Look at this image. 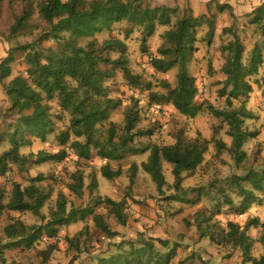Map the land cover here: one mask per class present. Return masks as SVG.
<instances>
[{
  "label": "rangeland",
  "instance_id": "1",
  "mask_svg": "<svg viewBox=\"0 0 264 264\" xmlns=\"http://www.w3.org/2000/svg\"><path fill=\"white\" fill-rule=\"evenodd\" d=\"M33 1L36 3L38 0ZM150 3L153 7L152 0ZM212 3L211 1L206 5L207 14L200 16L210 17L214 30L213 36L208 43L207 31L210 26L206 19H202L196 30L193 53L186 64L188 73L195 78V86L198 90L196 100L202 106V111L195 118L179 115L170 104L164 103L163 100L150 103L148 97L150 92L165 95L167 90L162 86L163 82L171 87L175 85L178 66L166 73H154L149 65L148 56L150 54L160 57L159 50L165 46L164 34L171 29L175 20L180 18L181 11L172 15L169 26H157L154 34L146 39L144 45L141 41V29L132 28L127 23L113 24L110 31H104L93 38L96 49L106 46L113 38L121 40L126 46L129 69L141 79V88L135 89L127 84L118 69L111 65L99 66L110 75L103 83L105 95L120 101V106L110 114L108 121L121 126L126 108H135L139 114L136 127L138 132L151 133V135H137L134 138L135 143L140 144L137 147L138 150L147 143L160 146L172 144L177 131H182L189 139L208 140L210 143L202 167L193 173L184 174L182 190L176 193L171 185V166L163 163V173L167 183L163 193L158 194L150 176L140 167V164L146 161L148 153L127 154L123 159L110 163L111 170H120V175L107 180L100 173L104 161L96 156L94 150L89 160H82L68 148L69 144L61 145L58 142L59 135L68 126L69 116L60 111L55 99L49 102L43 101L50 108L52 132L46 135L44 141L27 134L26 138L31 144L20 147L19 153L28 158L40 151L55 154L64 150L66 157L60 162L49 161L38 164L33 163L34 157H31L28 159L31 161L21 166V170L19 165H8L5 173L0 174L1 202L4 205L7 203L13 183L25 187L32 178L41 175L42 180L38 185L50 191V197L41 210L45 217L48 216L59 193L66 198L67 210L70 207L81 209L84 217L83 220L58 227L56 235L58 239L45 240L42 236L36 244L28 248L24 244L5 240L3 229L9 223L8 217L17 218L18 216L26 225H40L39 219L29 213L17 215L6 210L1 211L0 236L3 242L8 243L4 246L0 245L4 264H99L100 259L118 255L126 257L131 251V246L137 250L141 248V243L152 245L151 249H139L142 261L145 263L149 259V264H164L172 250L174 255H169L165 264H247L243 262L242 253L238 248L227 244L216 245V242L209 237H201L200 234L213 235L215 239L220 240L219 228H224L228 221L243 225L248 219L257 218L264 222V199L261 204L252 205L241 216H234L228 206L223 204L226 197L232 199L234 207L239 203V199L235 197V191L228 186L230 178L244 175L256 156L264 158V30H261L260 26L249 23L254 16L252 13L234 18L228 12V16L223 18L217 15L223 11L227 13L228 10L219 12ZM214 3L216 4L215 1ZM188 7L189 5L185 4L177 8ZM21 8L22 4L19 2L12 6L7 1L0 3V61L8 55L11 57L9 64L11 73L4 80V84L17 78H27L25 60L28 52L35 50L44 59L47 53L56 52L60 48L59 42L51 38H39L48 26L38 17L36 11L28 20L25 30L20 31L21 33L19 32L16 36L9 35L14 17L20 15ZM211 11H214V14ZM262 26H264V20ZM129 30L131 33L126 35ZM234 36L243 46V61L247 60L254 49L259 50L261 54L257 73L246 79L251 86V93L248 95L245 106L251 118L245 120V127L254 134V137L248 138L244 143L243 150L246 158L239 165H236L224 150L215 155L216 149L213 144V140H221L227 146L231 142L225 133L227 126L220 118H216L212 111L226 109V96H220L219 90L226 79L223 72L227 56L225 51L233 42ZM89 40L91 39H81L78 44L84 46ZM28 46L31 48L27 49ZM101 54H106L112 60L118 57L116 52L107 53L105 50ZM147 84L149 89H145ZM229 90L230 87L226 88V95ZM242 99L232 100L233 108H237ZM4 102L2 84H0V134L8 131L9 124H14V117L8 114ZM70 140L74 138L71 137ZM9 148L7 137L3 136L0 140V156ZM134 164L137 166V171L133 182L130 183L129 170ZM76 171L82 173L84 183L83 194L79 198L67 188ZM96 178L98 181L97 183L95 181V187L90 189L88 186ZM126 195L129 197L126 198ZM105 198L114 201L125 198V225L118 224L113 216L106 215L104 203H102ZM91 209L94 214L102 215L109 229L118 232V236L112 239L104 237L94 225L92 216L87 215V210ZM196 220L199 221V229ZM248 235L254 240L250 255L258 258L264 253L258 243L262 231L259 228H250ZM71 238H74L72 243H67L66 240ZM158 239L167 242V246L157 243ZM75 240H77V246ZM50 244H54L55 250L44 263L42 253ZM72 258L75 259L71 262Z\"/></svg>",
  "mask_w": 264,
  "mask_h": 264
},
{
  "label": "trees",
  "instance_id": "2",
  "mask_svg": "<svg viewBox=\"0 0 264 264\" xmlns=\"http://www.w3.org/2000/svg\"><path fill=\"white\" fill-rule=\"evenodd\" d=\"M3 1H7L10 6L17 2L22 4L20 15L14 17V22L9 29L10 36H16L20 31L25 30L28 20L36 11L38 17L48 26L39 38H51L59 42L60 48L56 52L47 53L44 59L35 50L28 52L25 60L27 78H17L8 84H4V80L11 73L9 67L11 57L8 55L0 61V84H2L4 104L7 106L8 114L14 117V124H9L8 131L0 134V140L6 136L10 144V148L0 156V174L3 175L10 164L19 165V170H21V166L31 161L28 160L31 157H34L33 163L35 164L49 161L60 162L65 159L64 150L55 154L40 151L28 158L19 153L20 147L31 144L26 138L27 134L44 141L46 135L52 132L50 108L43 101L49 102L55 99L60 111L69 116L68 126L59 135L58 142L61 145L69 144L68 148L82 160H89L94 150L96 156L104 161L100 169L103 178L111 180L120 175V170H111L112 161H119L127 154L147 152L146 161L142 162L140 167L150 176L157 193L162 194L167 183L163 173V163L171 166L173 191L176 193L181 191L183 175L193 173L204 164L210 141L199 138L189 139L182 131H177L172 144L160 146L147 143L138 150L137 147L140 144L137 145L134 138L137 135L144 136L151 135V133L138 132L136 127L139 114L132 107L126 108L121 126L108 121L110 114L120 106V101L105 95L103 83L110 75L99 66L101 64L111 65L118 69L127 84L135 89L142 86L140 76L133 74L129 69L126 46L121 40L113 38L106 46L96 49L93 38L104 31H110L113 24L127 23L132 28L141 29V41L144 45L146 39L154 34L157 26H169L172 15L181 11L180 18H177L171 29L164 34L165 46L159 50L160 57L150 54L148 56L149 65L154 73H166L178 66L175 85L171 87L163 82L162 86L167 90L166 94L158 95L150 92L148 97L150 103L163 100L164 103L170 104L179 115L185 118H195L202 111V106L196 100L198 90L195 86V78L188 73L186 64L193 53L196 30L202 19H206L209 23L207 37L209 38L208 43L210 42L214 33L210 17L200 15L195 17L189 7L183 9L158 5L152 7L150 0H38L36 3L33 0H0V3ZM216 8L219 12L227 9L231 15L228 5L217 4ZM252 14L254 16L249 23L260 26V29L264 30L262 26L264 0ZM130 33L131 30L127 31L126 35ZM81 39L91 40L84 46H80L78 41ZM29 48L31 47L28 46L27 49ZM104 50L107 53L116 52L118 57L112 60L106 54H101ZM225 52L227 56L223 72L226 79L219 94L226 96V109L213 110L212 113L227 126L225 133L231 142L227 146L221 140H213V144L216 149L215 155L224 150L235 164L239 165L246 158L243 150L244 143L248 138L254 137V134L245 127V120L251 118L245 106L248 95L251 93V86L246 79L257 73L261 63V54L259 50L254 49L247 60L243 61V46L236 36ZM228 87L230 90L226 95L225 90ZM145 89H149V84ZM240 98L243 99L239 106L233 108L232 100ZM71 137L74 140H70ZM129 171V179L132 183L137 166L132 165ZM41 180V175H38L32 178L25 187L13 183L10 197L5 205L1 202L2 193L0 192V212L6 210L17 215L29 213L41 222L40 225H26L18 216L17 218L8 217L9 223L3 229L5 240L24 244L30 248L42 236L45 240H54L58 227L83 220L84 212L81 209L70 207L67 210V201L62 193L57 195L52 209L45 217L41 210L50 197V191L38 185ZM95 181V179L92 180L88 186L90 189L95 187ZM246 184L249 186H244ZM228 186L235 191V197L239 199V203L234 207L232 199L226 197L223 204L228 206L234 216L243 215L255 203L261 204L264 199V158L256 156L249 169L245 170V174L232 176ZM67 188L74 196L78 198L82 196L84 183L81 172L76 171L73 174L72 182ZM102 203H104L107 216H113L118 224L125 225V198L120 201L105 198ZM87 215L92 216L94 225L104 237L112 239L118 236V232L109 229L102 215L94 214L92 209L87 210ZM195 222L199 229V221ZM250 228L261 229L262 235L258 243L264 250V222L257 218H250L243 225L228 221L224 228H219L220 240L215 239L213 235L202 233L200 236L209 237L210 240L216 242V245L227 244L238 248L242 253L244 263L264 264V253L258 258L250 255L254 243L248 235ZM73 239H68L66 242L72 243ZM75 241L77 246V240ZM156 241L164 247L167 246V242L163 240ZM7 244L0 236V245ZM140 246L139 249L144 248L145 250L152 247L148 243H141ZM139 249L134 250V246H131V251L126 257L118 255L100 259L99 264H149V259L145 263L142 261ZM54 250V244L47 246L46 251L42 253L44 263ZM169 255H174V250ZM74 259L72 258L71 262ZM0 264H4L1 252Z\"/></svg>",
  "mask_w": 264,
  "mask_h": 264
},
{
  "label": "crops",
  "instance_id": "3",
  "mask_svg": "<svg viewBox=\"0 0 264 264\" xmlns=\"http://www.w3.org/2000/svg\"><path fill=\"white\" fill-rule=\"evenodd\" d=\"M213 2L212 4L216 5H228L230 7L231 14L234 18L247 16L248 14H251L254 9H256L263 0H152V4L158 5V6H166V7H180L185 4H188L190 9L192 10L193 15L199 16L206 13V5L209 2ZM216 2V4L214 3ZM214 14V11L212 12ZM216 13V12H215ZM217 14V13H216ZM217 16H228V11L225 13L218 14ZM96 178V183H97ZM45 239V238H44Z\"/></svg>",
  "mask_w": 264,
  "mask_h": 264
},
{
  "label": "built area",
  "instance_id": "4",
  "mask_svg": "<svg viewBox=\"0 0 264 264\" xmlns=\"http://www.w3.org/2000/svg\"><path fill=\"white\" fill-rule=\"evenodd\" d=\"M55 239H58L57 237Z\"/></svg>",
  "mask_w": 264,
  "mask_h": 264
}]
</instances>
